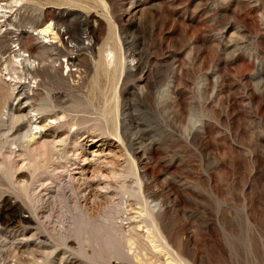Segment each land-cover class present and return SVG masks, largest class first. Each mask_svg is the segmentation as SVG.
<instances>
[{
  "label": "rangeland",
  "instance_id": "374dc122",
  "mask_svg": "<svg viewBox=\"0 0 264 264\" xmlns=\"http://www.w3.org/2000/svg\"><path fill=\"white\" fill-rule=\"evenodd\" d=\"M0 5V218L6 197L25 216L40 202L50 225L61 220L64 231H77L70 248L54 229L58 245L45 249L52 251L46 258L37 247L33 253L21 247L15 258L4 254L6 264H58L59 257L63 264H108L111 251L122 253L106 222H137L140 202L155 206L161 233L184 264H264V0ZM47 24L56 34L51 45L34 34ZM106 48L119 52L123 68L102 69ZM21 51L31 69L18 63ZM68 67L78 72L67 75ZM26 112L37 115L31 129L43 125L34 138L46 131L64 139L43 173L47 189L35 183L29 200L4 171L24 157L9 153L6 140L25 127L11 115ZM11 125L18 126L13 135ZM81 155L92 156L106 177L115 171L108 184L96 186L100 210L86 240L79 206L87 203L67 177L76 167L72 157ZM0 222L1 237L21 225Z\"/></svg>",
  "mask_w": 264,
  "mask_h": 264
},
{
  "label": "bare ground",
  "instance_id": "6f19581e",
  "mask_svg": "<svg viewBox=\"0 0 264 264\" xmlns=\"http://www.w3.org/2000/svg\"><path fill=\"white\" fill-rule=\"evenodd\" d=\"M34 34L35 35L39 34L41 37L45 38L41 40V43H43L44 45H46L47 43H48L47 45H49L51 42H53L50 40V38L53 39L54 35H56L54 34V31L53 32L51 31V27L49 24L41 28H38ZM104 52L105 54L102 56V63H101V67L104 71H108L109 69L110 70L116 69V66L122 67V64L124 65L123 59L119 54V52L118 53L115 52L112 48H106ZM20 56H21V59H19L20 62L18 61L17 62L21 63V61H24L25 64L28 63V67L31 69V67L33 66L32 59H29L27 57V54H22V51L20 53ZM66 60L68 59L66 58ZM69 66L72 67V65ZM111 66L112 68H109ZM52 67L54 70H60L58 64H52ZM75 69L73 68L69 69L68 67V69L66 70L67 75L71 76L72 71L78 72V69L76 70ZM42 107L44 109L43 105ZM37 109L34 110L37 111ZM31 116H33L34 118L37 115L28 112H26L25 114L20 113L16 116L11 115L14 123L19 122L17 125L23 123L25 124L24 125L25 127H23L24 129L19 133H17L15 136H12L9 141L6 140V142H8L7 149L9 153H14L15 156L18 155L24 156V157L21 156V158L17 160L18 163L15 170H12L11 172L8 170V167L6 166V169L4 171L7 174V179L9 180V182L13 185H16L14 187H18L19 191L22 194L23 199L25 200L31 199V195L33 192V188L35 187V183H36V187L40 185L42 190L45 191V189H47L48 184L44 183V180H46L47 178L43 176V173H46L48 171L47 168L52 163L53 154L56 151H58L60 147L63 146V141H64V139L61 137L54 139V136L53 135L50 136L49 134H47L46 131H44L43 134L41 132V136L39 139L34 138V135H36V133L39 132L40 128H43V125H38L39 123L37 122L38 124L36 125L34 123L33 126L34 128L31 129V127L29 126L31 124L30 122ZM13 127L14 126L11 125L9 135H11L13 132L18 131V126L15 129ZM12 129L13 131H11ZM72 160H73L72 164L76 165V167L72 168L71 166L70 173L69 172L67 173V177L76 186L77 192L79 191L78 199L82 201V203H87L86 206L84 205L79 206V208L83 213L82 214L83 218L81 219L82 221H84V222L81 221L83 226H80L79 228L81 230L80 235L82 237V240H86L87 239L86 233H88L87 224L92 222L93 217L96 215L95 214L96 210H100L99 207L97 209V206H99L97 202V198L99 197V190L98 189L96 190V186L101 183L108 184L109 177L111 178L112 176L113 178L115 176L114 173L115 171L111 170V176L109 177L105 176L107 174L105 175L103 173L101 174L99 172L100 170L99 171L96 170V167L94 166V158L92 156L91 157H87L85 155L84 156L81 155L79 157L75 156L72 157ZM90 165L92 169H89ZM2 169L3 168H1V170ZM109 193L111 192L109 191ZM78 199L76 200L79 202ZM87 200L88 202H86ZM57 204L59 205L60 208L64 207L62 202H58ZM74 204L77 206L76 203ZM140 204L142 205V209H140L139 211L141 215H140V219L137 222H140L143 225L140 226L139 224H137V222H133L131 220H128V222H126V224L124 225L119 222L117 223L114 217L110 218L108 222H106V224H108V227L113 229L112 231H114L117 234L119 241L121 243L120 245H121V253H122V256L116 257L113 251H111L107 259L108 264H171V262L184 264L180 259H178L177 252L171 248V245L169 244L167 238H165L162 235L160 227L158 225L159 223L158 221H156V215L153 212V208L155 206L153 207L151 205H148L146 202H140ZM55 208L57 209V207ZM28 209H29L27 213L28 215L25 216V214L22 213L23 211L21 210V207L17 202V200H15V198L12 199L10 197H6L3 200L1 204V211L3 213V218H0V221L2 219V222H6L8 226L11 228L18 226V224L21 225L18 226L19 229L16 230L9 229V231H6V234H3V237H1L0 235V264H6L5 260L3 259L4 254H8V252H12L11 254L14 257L15 255L14 253H16V251H18L21 247L27 248L28 251H30L31 253H33L34 251L33 248L37 247L41 249L40 252L41 254L39 256H41V258H46L49 254L52 253V251L50 250L47 252L45 251V249L58 245L55 242H53L51 239V235H53L54 229L56 235L60 237L61 243L65 247L70 248V246H68L67 244V241L68 239H71V237L74 238V235L77 231L75 233L73 232V235L70 234L71 231L70 229L64 231L63 224L62 222H60L61 220L58 222L57 226H55L56 228H54L52 224L50 225L49 209L46 211L45 215L44 213L43 215L39 214L41 213L42 210L40 202L39 204L37 202H34L32 205H29ZM53 221L54 220H52V223ZM106 243L110 245L109 247L111 248L112 246L111 241L110 242L106 241ZM58 260H59L58 264H63L64 260L66 259L65 257H59ZM14 263L24 264L22 262L19 263L18 261H15Z\"/></svg>",
  "mask_w": 264,
  "mask_h": 264
}]
</instances>
